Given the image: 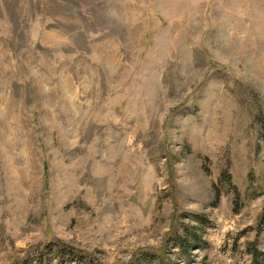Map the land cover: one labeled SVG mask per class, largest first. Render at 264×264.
I'll use <instances>...</instances> for the list:
<instances>
[{
  "label": "rangeland",
  "instance_id": "obj_1",
  "mask_svg": "<svg viewBox=\"0 0 264 264\" xmlns=\"http://www.w3.org/2000/svg\"><path fill=\"white\" fill-rule=\"evenodd\" d=\"M0 264H264V0H0Z\"/></svg>",
  "mask_w": 264,
  "mask_h": 264
},
{
  "label": "trees",
  "instance_id": "obj_2",
  "mask_svg": "<svg viewBox=\"0 0 264 264\" xmlns=\"http://www.w3.org/2000/svg\"><path fill=\"white\" fill-rule=\"evenodd\" d=\"M60 244H63V243H60ZM63 246V245H62Z\"/></svg>",
  "mask_w": 264,
  "mask_h": 264
}]
</instances>
